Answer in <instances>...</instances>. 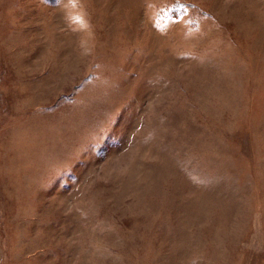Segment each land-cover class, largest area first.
<instances>
[{
	"label": "rangeland",
	"instance_id": "rangeland-1",
	"mask_svg": "<svg viewBox=\"0 0 264 264\" xmlns=\"http://www.w3.org/2000/svg\"><path fill=\"white\" fill-rule=\"evenodd\" d=\"M0 264H264V0H0Z\"/></svg>",
	"mask_w": 264,
	"mask_h": 264
},
{
	"label": "bare ground",
	"instance_id": "bare-ground-1",
	"mask_svg": "<svg viewBox=\"0 0 264 264\" xmlns=\"http://www.w3.org/2000/svg\"><path fill=\"white\" fill-rule=\"evenodd\" d=\"M73 53H74V52L72 51L71 56L73 55ZM69 56H70V55H68V57H69Z\"/></svg>",
	"mask_w": 264,
	"mask_h": 264
},
{
	"label": "snow or ice",
	"instance_id": "snow-or-ice-1",
	"mask_svg": "<svg viewBox=\"0 0 264 264\" xmlns=\"http://www.w3.org/2000/svg\"><path fill=\"white\" fill-rule=\"evenodd\" d=\"M76 19H77L78 22H80V21H79V18H76ZM81 23H82V22H81Z\"/></svg>",
	"mask_w": 264,
	"mask_h": 264
}]
</instances>
